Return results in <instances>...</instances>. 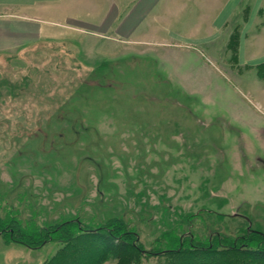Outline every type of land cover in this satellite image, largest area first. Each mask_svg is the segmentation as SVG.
I'll list each match as a JSON object with an SVG mask.
<instances>
[{
  "label": "rangeland",
  "instance_id": "rangeland-1",
  "mask_svg": "<svg viewBox=\"0 0 264 264\" xmlns=\"http://www.w3.org/2000/svg\"><path fill=\"white\" fill-rule=\"evenodd\" d=\"M104 1L65 0L49 18L74 27V3L94 12ZM150 1L139 39L110 41L98 63L85 52L101 28L88 25L0 57V219L19 233L83 229L38 248L0 234V264H242L158 250L172 233L264 236V65L240 61V44L264 49V0ZM121 225L147 254L124 259L107 232L90 234L123 237Z\"/></svg>",
  "mask_w": 264,
  "mask_h": 264
},
{
  "label": "crops",
  "instance_id": "crops-1",
  "mask_svg": "<svg viewBox=\"0 0 264 264\" xmlns=\"http://www.w3.org/2000/svg\"><path fill=\"white\" fill-rule=\"evenodd\" d=\"M64 2L65 0H0V57L14 59L23 50L43 41L49 39L62 40L65 37L63 36L64 32H71L70 28H74V33L82 32L83 29L80 27L81 30H78V27L88 25L93 28H101V30L94 29L92 31L93 34L96 33L97 36L101 37L100 40L95 41L96 43L94 42V44H97L96 47H92L94 44L92 46L89 45L85 52L86 56L94 59L98 63V61L105 60L109 57L108 55L110 54H107L105 50H110L109 46L112 47L110 41L115 42L119 46L121 41L124 42L125 35L131 40L139 39L138 37L142 35L141 30L144 20L147 19L149 13L153 12L152 10L154 8L151 7V1L142 3V0H131L129 5L125 3L123 6L117 0H105L103 6L100 5L98 10L92 12L87 9L85 11L79 10L78 5L76 6L79 3L76 2L74 3V27L67 23L64 27L60 24L61 22L54 23L49 18L54 11L60 12L62 6H64L63 10L66 9L67 2ZM234 6H239L238 1L235 2ZM194 11L197 14V19H199L200 10L195 8ZM231 12L224 17V20H212L210 26L212 28L211 31L213 29L220 30L227 23V18L233 16ZM222 16L223 12L219 17L221 18ZM58 27L63 29H58ZM55 32L59 33L54 35L53 33ZM205 38L201 41L207 49L214 51L223 49L224 51L227 46L226 41L219 43L217 40L213 42ZM102 41L108 45L104 48L103 44L100 47L101 50L96 49L99 48ZM75 45L77 48H75ZM73 46L78 51L77 53H81L79 54L80 56L84 55L82 57H86L82 48L78 47L74 42ZM114 47L112 49L115 51L117 46ZM240 48L242 49L240 52V61L242 64L246 65L251 63L248 61H257L259 62L258 64H264V49L260 48V51L252 54L247 50V44H240ZM218 56L229 67L228 60L222 59L224 53L220 52Z\"/></svg>",
  "mask_w": 264,
  "mask_h": 264
},
{
  "label": "trees",
  "instance_id": "trees-1",
  "mask_svg": "<svg viewBox=\"0 0 264 264\" xmlns=\"http://www.w3.org/2000/svg\"><path fill=\"white\" fill-rule=\"evenodd\" d=\"M241 217L244 218V220H246L247 223H249V220L247 217L245 216H241ZM11 224L13 223L0 219V234L4 233L6 238H9L10 240H15L29 247H36V248L52 240L51 238L53 237V234L54 235L60 234L61 239L64 242H69L74 237L75 232L79 233V232H82L83 230L80 227V225L74 223L70 225V227H66L65 225L60 226L59 228L57 227L53 233H51L52 231L51 229L39 230L36 227L34 228V226L28 227L24 232L19 233L18 229L19 231H21L20 228H13V227L10 228L9 226ZM118 227H119V233L123 237H113L115 232L113 230H110V228L108 227H105V228L101 227L98 229H94L95 232H91L90 234L94 235V234H99V232L100 233L107 232L108 234H106L107 235L106 238L112 240L110 245L111 246L114 245V247L122 248L121 252L124 251L123 252L124 259L129 258L128 256L129 254L130 255L134 254V256L137 255L141 257L147 254L146 251L141 249L140 244H138V240H136V237H133L131 235V232H128L124 228L123 225L118 226ZM169 236H170L168 239L169 245L167 246L166 249L165 248L163 250L159 249L158 255L162 254V252L164 251L167 253H172V254H177V255L186 253L189 255L188 257L190 258L193 257V260L198 262L200 257H204V258H208L211 256L225 257V256H219L217 254L225 255V254L231 253L233 256L235 254L237 256L238 255L241 256L240 262L242 264L243 263L250 264L248 262H258L260 264H264V236L261 232L252 231L248 228H246L244 237H236L234 239L222 238L218 234H215V236H213V238L211 239L205 238L203 240L192 238V236L190 235H187L184 238L183 237L177 238L175 236V233H172V235H169ZM17 237L20 239V241H18ZM98 238H104V237H98ZM101 244L103 243L101 242ZM111 251H114V250H111ZM249 254H253L254 256H251ZM246 257H249L248 261L244 260ZM208 260H211V258ZM207 261L205 260L206 264H208ZM186 264H189V263H186Z\"/></svg>",
  "mask_w": 264,
  "mask_h": 264
}]
</instances>
